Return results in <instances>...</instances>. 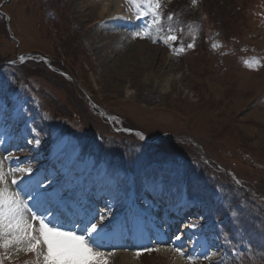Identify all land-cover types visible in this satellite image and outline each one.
Masks as SVG:
<instances>
[{
	"label": "rangeland",
	"instance_id": "obj_1",
	"mask_svg": "<svg viewBox=\"0 0 264 264\" xmlns=\"http://www.w3.org/2000/svg\"><path fill=\"white\" fill-rule=\"evenodd\" d=\"M105 1L104 4H110L113 0ZM161 3L167 16L174 6V23L181 21L184 25L183 30L169 27L185 48L173 60L170 45L161 42L164 27L159 34L153 29L152 39L133 38L132 33L143 23L126 11L125 0H121L124 18L115 20L109 18L112 6L101 10L102 0H62V3L0 0V10L10 17L8 30L0 14V69H7L10 75L6 79L0 70V79L12 91L35 92L46 114L39 110L52 128L69 127L74 135L82 132L95 141L103 135L125 138L122 143L108 142L116 152L129 153L122 146L127 142L135 146L137 157L147 156L153 161L151 166L140 168L139 178L144 185L151 186L158 199L156 205H165L173 196L185 193L188 172L206 179L213 190L207 187L205 194L211 195L216 205L226 202L224 218L233 221L237 215L249 216L255 222V242L260 241L255 247L235 244L230 235L211 223L217 228V235H224L225 247L233 254L228 256L227 264H238L241 252L247 254L250 264H262L264 0H196L195 4L193 0H161ZM10 34L15 41L10 39ZM202 39H207L206 46ZM189 43L193 44L192 48H187ZM213 44L217 46L214 48ZM33 52L48 55L58 71L31 63L23 67L20 57ZM10 92L6 91L5 95L9 96ZM85 94L104 112L119 117L106 116L113 120L110 122L100 116L98 107L87 104L90 102L84 98ZM28 103L33 110L38 107L31 98ZM121 124L136 134L137 141L140 136L135 131L150 140L141 139L144 145L140 146L128 134H116L113 128ZM179 136L191 138L204 152ZM84 157L85 162L93 161L91 156ZM27 160L22 164H27L25 167L32 173L35 167L28 166ZM51 160L49 168L54 165ZM98 167L103 169L107 165L100 163ZM109 171L120 180L125 178L118 170ZM232 176L240 179L241 184ZM66 181L60 183L53 197L62 198L59 189ZM39 191L43 192L41 188ZM90 197H94V191ZM142 203L144 200L138 199L137 205ZM64 204L53 206V211L59 212ZM199 204L203 205L192 202L194 206ZM83 208L77 219H82L88 209L84 220H91L92 209ZM216 217L221 216L216 214ZM210 234L213 237L214 233ZM12 256L15 258L4 264H25L35 259L32 253ZM110 257L106 256L108 264H175L159 256L136 261L133 254L124 251Z\"/></svg>",
	"mask_w": 264,
	"mask_h": 264
},
{
	"label": "snow or ice",
	"instance_id": "obj_2",
	"mask_svg": "<svg viewBox=\"0 0 264 264\" xmlns=\"http://www.w3.org/2000/svg\"><path fill=\"white\" fill-rule=\"evenodd\" d=\"M128 5L126 11L132 13V16L141 21H145L138 31L132 33L133 38L152 39V31L156 30L159 34L163 30L161 0H125ZM196 0H193V4ZM110 19H123V16H112ZM173 15L167 16L168 21H172ZM173 29L169 28L167 33L161 38V42L171 45L178 41L177 35L172 34ZM153 42H157L155 39ZM217 45L213 44L215 48ZM189 43L187 48H192ZM174 54L185 51L183 46L173 48ZM23 61L24 57L20 58ZM246 66L252 67L248 61H244ZM258 63V61H257ZM140 139H144L142 134H138ZM39 143V141H36ZM5 160L11 157H5ZM31 172V169L12 168L7 173L3 171V161H0V264L4 261L15 258L21 253H32L35 259L31 262L25 261V264H108L106 256L112 253H105L101 249L107 247L103 243L102 237L106 235L107 216L101 212L99 218L93 222L87 221L83 227L77 228L75 224H68L60 215L49 213L47 218L38 215L21 199L19 191L10 190L8 177H13L11 186H17L20 178L16 173ZM239 183V181H237ZM97 213H93L95 219ZM195 227V225H193ZM79 232V234H78ZM181 239L180 236L175 237ZM145 251L154 249L145 248ZM180 257L185 258L187 264H193L198 259L192 255L186 254L181 247L173 249ZM140 252L137 251V255ZM204 259H209L204 254Z\"/></svg>",
	"mask_w": 264,
	"mask_h": 264
},
{
	"label": "bare ground",
	"instance_id": "obj_3",
	"mask_svg": "<svg viewBox=\"0 0 264 264\" xmlns=\"http://www.w3.org/2000/svg\"><path fill=\"white\" fill-rule=\"evenodd\" d=\"M104 3H106V1L105 0H102V8H101V10L103 11V10H107L108 9V6H112V8H111V12H110V15H112V16H122L121 14V0H113L110 4H104ZM0 119L1 120H4L5 118L3 117V116H0ZM7 122V121H6ZM4 124L5 123H3V122H0V127H3V130L4 131H7L8 129L7 128H4ZM18 125H20V123L19 122H17L16 124H15V126H18ZM14 126V127H15ZM20 136H18V138H19ZM43 150H46V149H38L37 150V155H36V157L34 158V160L33 161H29V160H27V162L29 163L28 164V166L30 165V167H35L33 170V172L31 173V172H28V174H31L30 176H32V175H34V174H36V175H40V173L42 174L41 175V179H42V181H44L45 183L47 182V180L46 179H44V177H50V174L47 172L48 171V168H49V166H48V161L49 160H51V162L52 161H54L53 163H54V165H53V167H55L56 169L53 171V173H52V175H51V177H53L54 179H56L55 181L53 180L51 183H50V185H47V186H41V185H35V186H33V185H31V184H35V183H39L40 182V180H39V178L38 177H36V176H34V177H30V180H28L27 181V183H31V184H29V187H28V189H31V188H33V189H35V187H37V189H36V191H37V198H36V200H33V202H32V204H33V206H35L36 204H37V202H39V201H41V199L43 198L42 197V195L44 194V193H46V192H50L51 191V187H52V193H53V195L56 193V191H58V187H59V185L60 184H57L58 182H62V181H66V179H68V181H66V183L62 186V188H60L59 190H60V192H62V198L61 199H59V196L57 197V198H55V197H53V196H51V197H53V198H49V202H52V200H55V201H57V203H56V205H54V206H61L62 205V203L64 202L65 204V206H64V208L63 209H66L67 208V203L68 202H71V201H74L76 198H77V190H75V189H71L70 190V192L68 191L67 192V190L69 189V185H75V183L74 182H70V178H69V174H66V177H64L62 180H60L61 179V175H62V168L61 167H56V162L58 161V158L56 159L55 157H53V158H49L48 156H46V155H42V152H43ZM22 152V148H18L17 150H14V151H11V150H5L4 152H3V159L5 158V157H11V159H8V160H5L4 159V161H3V171L6 173V170L8 171L9 169H12V167H14V166H17V165H19V164H22V162L27 158V157H21L20 156V153ZM28 159V158H27ZM43 161H46L45 163V166L43 167V170H41L40 172H39V168H40V166H39V164L41 163V162H43ZM27 165V164H26ZM86 165V162H84V163H82V162H80L79 164H77L76 166L78 167V168H82L83 166H85ZM8 166H9V168H8ZM74 169V165H70V166H68V171H72ZM78 175H79V171L78 170H76V172L74 173V177H73V179H76V177H78ZM24 176H27V175H24ZM60 177V178H59ZM58 178V179H57ZM49 179V178H48ZM72 180V179H71ZM30 181V182H29ZM83 186V184H80V187H82ZM16 187V186H15ZM17 188V187H16ZM42 189L43 190V192H40L39 191V189ZM18 189V188H17ZM20 192H22V190H20V189H18ZM62 190V191H61ZM74 192V193H73ZM72 195V198L70 199V197L69 198H67V195ZM27 195H28V193L26 192V194H25V197H27ZM76 196V197H75ZM88 196H89V194H88ZM88 196H86L84 193L82 194V198H81V205L79 206V210H84V208H83V206H86V207H89V209H92V206H91V200H93L94 199V197H90V198H88ZM92 196V195H91ZM42 197V198H41ZM75 197V198H74ZM80 197V196H79ZM89 199V200H88ZM45 202V203H43L42 204V208H48V204H49V202ZM75 203H76V201H75ZM53 208V207H52ZM52 208H50V212H52V213H54L55 214V212L53 211V209ZM78 208V207H77ZM58 209V208H57ZM63 209H61L59 212H56L57 214L58 213H60ZM89 212V210L88 209H86L85 210V215H83V220H82V225H84L86 222H87V220H84V218H86L87 219V216H88V213ZM78 217V216H77ZM91 219H92V215H91ZM153 219H154V217H153ZM76 221H78V219L76 218ZM141 232H144V228H141ZM102 241H103V243H107L108 242V240L107 239H102ZM109 244H112V241H111V243H109ZM101 251H106L105 250V248H103V249H101ZM175 264H182L181 262H175Z\"/></svg>",
	"mask_w": 264,
	"mask_h": 264
},
{
	"label": "trees",
	"instance_id": "obj_4",
	"mask_svg": "<svg viewBox=\"0 0 264 264\" xmlns=\"http://www.w3.org/2000/svg\"><path fill=\"white\" fill-rule=\"evenodd\" d=\"M61 1V3H62V0H60Z\"/></svg>",
	"mask_w": 264,
	"mask_h": 264
}]
</instances>
